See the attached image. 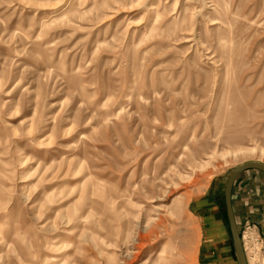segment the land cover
<instances>
[{
    "label": "rangeland",
    "instance_id": "rangeland-1",
    "mask_svg": "<svg viewBox=\"0 0 264 264\" xmlns=\"http://www.w3.org/2000/svg\"><path fill=\"white\" fill-rule=\"evenodd\" d=\"M245 163L264 0H0V264H199ZM239 235L264 264V219Z\"/></svg>",
    "mask_w": 264,
    "mask_h": 264
},
{
    "label": "crops",
    "instance_id": "crops-1",
    "mask_svg": "<svg viewBox=\"0 0 264 264\" xmlns=\"http://www.w3.org/2000/svg\"><path fill=\"white\" fill-rule=\"evenodd\" d=\"M223 199V202H222ZM231 207L238 233L240 227L264 219V173L247 170L234 180ZM201 228L199 264H239L226 214L224 193L214 195L197 209ZM240 236V235H239Z\"/></svg>",
    "mask_w": 264,
    "mask_h": 264
},
{
    "label": "water",
    "instance_id": "water-1",
    "mask_svg": "<svg viewBox=\"0 0 264 264\" xmlns=\"http://www.w3.org/2000/svg\"><path fill=\"white\" fill-rule=\"evenodd\" d=\"M247 170H256V171H260L264 173V165L260 163H245V164H242L236 167L229 174L227 182H226L225 190H224V202H225L226 214H227V218L229 221L234 249H235V253H236L239 264H247V261L245 258L241 239H240L237 227L234 222L231 201H230V194H231V189H232V185H233L235 178L240 173L247 171Z\"/></svg>",
    "mask_w": 264,
    "mask_h": 264
},
{
    "label": "bare ground",
    "instance_id": "bare-ground-1",
    "mask_svg": "<svg viewBox=\"0 0 264 264\" xmlns=\"http://www.w3.org/2000/svg\"><path fill=\"white\" fill-rule=\"evenodd\" d=\"M247 238V237H246ZM247 245H248V241H247V239H244L243 240V247L245 248V247H247Z\"/></svg>",
    "mask_w": 264,
    "mask_h": 264
}]
</instances>
